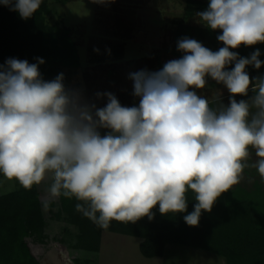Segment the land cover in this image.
I'll use <instances>...</instances> for the list:
<instances>
[{
  "label": "clouds",
  "instance_id": "9594fccd",
  "mask_svg": "<svg viewBox=\"0 0 264 264\" xmlns=\"http://www.w3.org/2000/svg\"><path fill=\"white\" fill-rule=\"evenodd\" d=\"M0 4L27 20L42 0ZM197 16L222 31L217 40L224 47L178 40L182 58L129 74L138 106H122L106 92L96 94L108 101L97 108L66 88L62 73L44 80L42 58L0 65V175L26 190L50 179L51 197L75 198L76 211L102 229L113 220H151L157 205L162 215L186 212L189 191L196 203L184 221L197 226L202 211L240 182L252 152L251 167L264 180V76L250 78L245 70L264 62L259 50L250 58L230 50L264 43V0H210ZM209 77L227 88V106L213 108L195 91ZM250 89V99L236 100Z\"/></svg>",
  "mask_w": 264,
  "mask_h": 264
},
{
  "label": "trees",
  "instance_id": "16d2710c",
  "mask_svg": "<svg viewBox=\"0 0 264 264\" xmlns=\"http://www.w3.org/2000/svg\"><path fill=\"white\" fill-rule=\"evenodd\" d=\"M48 1L42 0L39 10L27 20L0 4V65L9 58L27 60L30 64L42 58L44 63L39 65V70L44 80L51 81L61 73L65 80L68 73L64 69L77 68L80 53L71 27L63 21L47 22L46 15L51 11ZM208 34L216 40L207 47L204 38ZM195 40L212 51L224 47L214 30L207 26L196 28ZM230 50L244 58L259 50V59L264 62V43ZM183 55L180 51L181 58ZM234 66V63L228 65L227 70ZM245 70L253 78L264 76V63L259 69L248 65ZM210 106L214 108V103L210 102ZM257 174L256 169L245 170V178L222 193L210 212L202 211L197 226H189L184 221L196 203L191 191L187 193L186 212L162 215L157 205L152 209L151 220L147 216L134 223L113 220L107 229L97 227L77 212L75 198L60 196L57 217L64 213V220L76 227L75 241L71 244L77 249L97 252L102 232L112 231L140 237L139 248L146 257L162 256L167 246L173 244L217 253L227 264H264V180ZM45 227L40 192L35 187L0 196V264H43L33 253L28 237L45 243ZM73 264H91V260L74 259Z\"/></svg>",
  "mask_w": 264,
  "mask_h": 264
},
{
  "label": "rangeland",
  "instance_id": "374dc122",
  "mask_svg": "<svg viewBox=\"0 0 264 264\" xmlns=\"http://www.w3.org/2000/svg\"><path fill=\"white\" fill-rule=\"evenodd\" d=\"M202 2H206L205 5ZM209 2L210 0H49L51 11L46 15V20L49 24L63 21L71 27L74 39L80 47L83 65L95 59L96 55L100 60L109 59L110 63L102 67L105 71L111 70L119 78V70L129 59H133V72L159 71L166 62L180 59L178 40L184 37L195 39L196 28L206 27L199 21L197 13L205 11ZM214 32L218 36L222 31L217 29ZM215 40V36L208 34L204 38V44L208 47ZM69 70L64 69L66 74ZM195 91L205 98H213L217 94L226 95L221 104H229L230 93L227 88L211 78L207 79L204 89ZM252 95L250 89L248 96L237 95L235 98L239 102L241 99H250ZM255 160L252 152L246 161L249 166L243 170L241 179L246 176L245 170H255L251 167ZM257 176L260 178L259 174ZM24 190L26 189L23 187L7 192L4 190L0 191V196ZM56 225V236H61L62 231L65 232L63 226L68 227L67 236L64 234L63 239L67 238L69 243L67 239L66 244L62 242L63 239L59 242L54 237L53 241H45L47 244H44L34 237H28L33 253L45 264H73L74 259H90L91 264H227L226 259L217 253L173 244L167 246L163 257L146 258L139 249L140 237L112 231L102 232V248L99 252L77 249L71 244L75 241V235L71 234V225H67L65 220L57 222ZM51 227L49 221V227H46L49 234ZM56 242L61 243L60 246L56 247Z\"/></svg>",
  "mask_w": 264,
  "mask_h": 264
},
{
  "label": "crops",
  "instance_id": "0c3cea01",
  "mask_svg": "<svg viewBox=\"0 0 264 264\" xmlns=\"http://www.w3.org/2000/svg\"><path fill=\"white\" fill-rule=\"evenodd\" d=\"M79 53H80V47L78 46ZM93 59V58H92ZM109 59H99V56L96 55V58L86 62L84 65L81 62L80 57V65L75 68L74 70H69L67 73L68 75L65 78V85L66 88L77 90L79 91L84 99L88 101L89 103H95L97 108L105 107L107 104V97L103 96L101 98H97V93H106L111 92L116 96L118 101L122 106L125 107H132V106H138L139 105V97H136L133 95V81L129 78V74L133 73V68L131 67V61L133 59H127L128 62L123 64L121 69L119 70V73H121V76L115 77L113 72L111 70L105 71V69L102 67L105 64L108 65L110 61ZM128 64V66H126ZM101 65V66H100ZM143 67V66H141ZM141 69V68H140ZM69 78V79H68ZM68 79V81H67ZM196 90V89H195ZM198 94V92H197ZM226 95L223 94H217L216 97L211 98V96L206 97L209 102L214 103V108L219 107L220 105L226 106L228 104H221V102L226 99ZM107 129H100L101 135H104L107 133ZM51 181L50 179H45L41 184L34 185L35 188L40 192V201L42 204V212L46 219V227H49V221L51 227V233L49 234L48 229L45 227V233H46V242L54 239L56 237V240L61 242L63 239V236H67V228L66 226H63L62 229L65 230V232L61 233V236L55 235V230L57 228V222L64 221V213L61 214L60 217H57V214H59L60 208H61V197H51L47 191ZM22 186L19 185L18 182L12 180L9 181L6 178H4L2 175H0V191H11L18 188H21ZM48 216V217H47ZM56 221V222H55ZM55 222V223H54ZM68 225V223H67ZM71 225V224H69ZM72 226V227H71ZM70 229L73 233L76 232V227L71 225ZM58 230V229H57ZM69 235V234H68ZM73 238V236H72ZM67 239V238H66ZM66 239H63L67 244ZM51 241V242H52ZM56 242L55 246H60L61 243ZM44 243V244H47ZM69 243V241H68ZM140 244V243H139ZM64 246V245H62ZM102 248V243L100 245V249ZM140 249V248H139ZM141 252V251H140ZM166 253V252H165ZM143 255V254H142ZM165 255V254H164ZM162 256H155V257H146V258H159ZM42 262V261H41ZM43 263V262H42ZM45 264V263H43Z\"/></svg>",
  "mask_w": 264,
  "mask_h": 264
}]
</instances>
